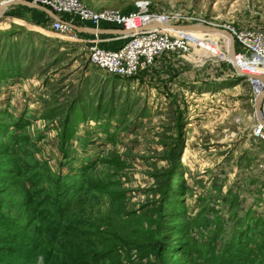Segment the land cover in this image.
<instances>
[{"label": "rangeland", "instance_id": "1", "mask_svg": "<svg viewBox=\"0 0 264 264\" xmlns=\"http://www.w3.org/2000/svg\"><path fill=\"white\" fill-rule=\"evenodd\" d=\"M7 1L0 0V6ZM79 1L95 11L133 10L144 2L158 13L184 11L195 23L226 31L264 30V0ZM31 16L23 12L0 19V149L5 159L0 226L8 218L23 228L25 216L38 212L52 219L58 206L53 202L66 190L67 200L76 193V200L83 199L71 214L88 225L109 218L120 206L117 225L127 242L144 241L146 249L126 246L120 251L122 264H264L259 226L264 222V149L263 157L252 151L255 89L247 78L218 81L231 93L229 102L246 104L225 113L223 94L217 98L215 93L220 86L196 80V71L234 75L228 39L206 34L194 41L171 74L182 79L184 93L176 96L173 90L160 92L156 79L162 69H155L149 83L110 76L90 63L81 43ZM165 92L170 99L164 100ZM206 92L211 95L203 97ZM68 114L71 123L62 135ZM171 153L178 154L175 164ZM165 172L174 176L168 200L182 224L176 229L184 233L174 238L163 232L159 238L156 246L165 248L167 261L148 247ZM80 187L88 196L78 193ZM141 220V227L135 225ZM36 222L40 228L47 224Z\"/></svg>", "mask_w": 264, "mask_h": 264}, {"label": "trees", "instance_id": "2", "mask_svg": "<svg viewBox=\"0 0 264 264\" xmlns=\"http://www.w3.org/2000/svg\"><path fill=\"white\" fill-rule=\"evenodd\" d=\"M36 23L43 25L40 22ZM12 65L11 63L10 67ZM69 117L70 114H68L67 118L65 117L62 135H65L68 131L67 125L71 123ZM180 121L178 117V122L180 123ZM179 123L177 129L181 133L182 125ZM179 139L180 137L178 136L176 138L178 143L180 142ZM62 144H64V141ZM179 147H182L181 144H179ZM2 151L0 149V170L4 169L3 166L5 165L3 163L5 159ZM177 156V153H171L169 156L172 158L171 161L174 164L176 163ZM164 176L165 180L161 182L160 186L163 200L159 202V208L157 209V223H154V229H156L153 233V245L149 244L148 247L151 248L150 253L154 252L156 258L168 260L169 256L167 257L163 254L167 253L165 252V248H158L156 243H160L163 232L171 233V237L174 238L178 236L182 237L184 233L176 229L179 226L181 227L182 224L179 223L180 221H177L174 215L175 212L171 206L172 203L169 204L170 201L168 200L170 192H173L172 180L174 176L172 175L171 177L170 173L168 174L167 172L164 173ZM94 190L98 189H91V191ZM65 191L56 197V200L53 202L58 206H55L54 217L52 219L48 220L46 217L40 218L42 217L40 212L36 216H25L24 221L26 226L20 229H18V221L10 223L8 222V218H6L7 220L5 219L4 224L0 226V229L4 230L0 233V264H122L120 251L126 246L135 248L139 252L146 250L143 244L144 241L141 244H139L138 239L133 243L127 242L129 237L124 235V228L117 225L122 216V209L119 205L116 208L115 214L109 218H102L97 223L88 225L81 218L77 219L75 216L73 218L71 214V211L73 213L77 211V207L82 204L83 199L76 200V193L67 200ZM77 191L84 197L88 196L87 191L82 187L78 188ZM44 201L41 202L40 207L45 205ZM75 202L77 206L73 205ZM170 210L171 212L168 213ZM38 219H42L47 223L45 228L44 226L40 228L35 225ZM254 223L255 227L258 226L259 220L256 219ZM143 224L142 220L135 223L139 227ZM259 226H262L261 228L264 230V222ZM30 227L32 228V234L29 235ZM250 228L251 226L249 225ZM101 229L103 231H100ZM260 234L263 235L262 232ZM168 240L170 243L172 242L171 238ZM260 258L263 260L264 255Z\"/></svg>", "mask_w": 264, "mask_h": 264}, {"label": "built area", "instance_id": "3", "mask_svg": "<svg viewBox=\"0 0 264 264\" xmlns=\"http://www.w3.org/2000/svg\"><path fill=\"white\" fill-rule=\"evenodd\" d=\"M26 1L44 6L58 16L67 17L68 21L66 20V22L73 25L74 21L88 23L95 28L105 24L116 29L132 32L130 35L125 36L124 43L116 50H103L96 44L87 48L89 61L92 65L106 74L120 79L140 80L143 83H149L154 79L151 77L156 71L155 69L160 68L163 58H173L174 61H178V59L188 55L192 49L193 43L188 38L173 35L170 31H142L144 26L154 21L171 25L195 24V20L184 11L158 13L149 3L144 2L136 4L133 10L105 9L95 11L79 0ZM198 23L210 26L204 22ZM43 25H47V28L68 38L72 43H82L78 32L60 22L46 17ZM227 32L230 33L236 44L234 58L249 63L246 66V71L237 66L240 72L242 74H244L243 72H248L244 74L247 76H264V30L251 28ZM231 64L234 67L232 62ZM247 81L254 87L256 94L264 88L263 81L249 78ZM252 134L255 138L264 139L263 128L260 124L253 129Z\"/></svg>", "mask_w": 264, "mask_h": 264}, {"label": "crops", "instance_id": "4", "mask_svg": "<svg viewBox=\"0 0 264 264\" xmlns=\"http://www.w3.org/2000/svg\"><path fill=\"white\" fill-rule=\"evenodd\" d=\"M15 8H10L9 15H13L15 13L16 14L17 13L18 14H22L23 12H30L32 14L31 18L36 19V21L40 22V23H44L45 19L47 17L44 13H42L40 11H37V10H28L26 8H23V7L16 8V9ZM60 18H62L65 21L66 20L68 21V18L65 17V16H60ZM74 25L85 29L84 32L79 33L80 36H81V39H82V43L79 44V45L82 46L83 48H85L86 51H87L88 46H91V45H94V44H96L100 49H103V50H116L119 47H121L122 44L125 41V36L124 35H121V34L114 33V32L110 31V30L116 29L113 26L102 24L98 28H95L91 24L81 23V22H78V21H74ZM192 35H195V34H192ZM204 36L205 35H201L199 38L195 39L194 41H196V40L198 41V40H200L201 37H204ZM194 41H192L193 44L195 43ZM235 60H236V63L238 65V67L241 68L243 71H246V69H247L246 66H248L249 63L246 62V61H241V60L236 59V58H235ZM231 62L233 63V60H231ZM178 64H179V61H176V60L174 61L173 59H168L167 57L162 59V62H161V65H160V69H162L160 74H159L160 77H159V79H156V80L159 81L158 85L160 87V89H159L160 92H162L164 90H166V91L167 90L168 91H170V90L172 91L173 90L172 92H176V94H175L176 96H178L179 92L184 93V91H183L184 88L181 86L182 85V81H181L182 79L180 80V78H179V80H176V79H174V77L171 76V74L173 72V69L178 67ZM194 68L197 70L199 67L198 66H194ZM198 73L199 72L196 71V74H197L196 75V77H197L196 80H201V81H205V82H209V83H215V84L217 83L216 85H218V86L221 85V83H220L221 81L230 80V81H234L235 82L237 78H241V77H237L235 75L232 76L230 72H227L225 77L215 76V74H213V73L210 75V74H208V72L205 73L206 76L204 75V73H203V76H200ZM243 73L247 74L248 72H243ZM218 81H220V82L218 83ZM262 83L264 84V81ZM195 84H197V83H195ZM207 88L208 87H206V89ZM209 88H214V87H209ZM234 89H236V88H234ZM263 90H264V88L262 89V91ZM262 91L260 90V92H262ZM207 93H209V92H206L205 94H202V95H204L203 97H208V96L211 95V92H210L209 95ZM215 93L217 95V98H219L220 94H223V98L222 99H223L224 104H221V105L223 107H225L224 108V112L225 113H229L230 112L228 110V108L231 109L232 107H235V110L236 109L240 110L241 107H245V105H246V104H242V102H241L242 100H240V99L231 100V102H229L228 101L229 100L228 96H230L231 93L228 92L226 86L225 87L220 86L219 89H217V92H215ZM258 94H256V97H257ZM192 96H194V95H192ZM215 96H213V97H215ZM166 98L168 99L169 97H168L167 93L165 92L164 100ZM215 102H216V104L220 103L219 99H217V101H215ZM253 110H254L253 111V120H254L253 127L255 128L259 124V122H258V120H257V118L255 116V99H254ZM261 113H262V116L264 118V108H263L262 102H261ZM252 139H253V137H252ZM253 142L255 143L254 144V149H252L253 155H256L257 153L261 152V157H263L262 149H264V139H261V138L256 139L255 138L253 140ZM254 151H255V153H254ZM255 166H259V165L256 164ZM256 170H258V167H256ZM259 170L261 171L260 168H259ZM262 181H264V178H262Z\"/></svg>", "mask_w": 264, "mask_h": 264}, {"label": "water", "instance_id": "5", "mask_svg": "<svg viewBox=\"0 0 264 264\" xmlns=\"http://www.w3.org/2000/svg\"><path fill=\"white\" fill-rule=\"evenodd\" d=\"M15 4H19L28 10L40 11V12L44 13L51 20L56 21V22H60L64 25L70 27L75 32L82 33L85 31L84 28H81V27H78L76 25H73V24L66 22L65 20L60 18V16L56 15L55 13H53L48 8L41 6L39 4H35L32 2L26 1V0H9V1H7L3 10H2V13L0 15V19L2 17H4V14L9 15V9L11 7H13V5H15ZM147 30H163V31H170V32H183V33H203V34H214V35L224 36L228 39L229 53H232L230 55L235 57V54H236V44H235L233 37L230 35V33H228L226 30L218 29L215 27H211V26H207V25H203V24H199V23L186 24V25H179V24L171 25V24H162V23L154 21V22L147 24L142 29V31H147ZM110 31L124 35V36L130 35L132 33V32H127L125 30H120V29H114V30H110ZM233 69H234V74L238 77L247 78V79L249 78V79L258 80V81H264V76H254V75L247 76V75L242 74L236 66H234ZM263 99H264V90L262 92H260L257 95V97L255 98V116H256L259 124L262 126L263 132H264V118H263L262 113H261V102Z\"/></svg>", "mask_w": 264, "mask_h": 264}, {"label": "bare ground", "instance_id": "6", "mask_svg": "<svg viewBox=\"0 0 264 264\" xmlns=\"http://www.w3.org/2000/svg\"><path fill=\"white\" fill-rule=\"evenodd\" d=\"M4 6H5V4L3 5V6H0V15H1V13H2V10H3V8H4ZM13 7H22L21 5H19V4H15V5H13ZM24 8V7H23ZM173 35H177V36H182V37H189V38H191V39H189L191 42L192 41H194L195 39H197V38H199L201 35H206V34H203V33H183V32H171ZM192 34H195V35H192ZM230 54H232V53H230ZM229 58L231 59V60H233V64H234V66H238L237 65V63H236V60H235V58L233 57V56H229Z\"/></svg>", "mask_w": 264, "mask_h": 264}]
</instances>
